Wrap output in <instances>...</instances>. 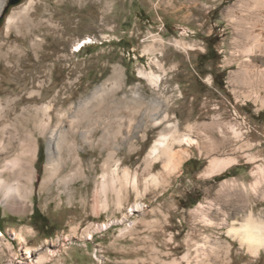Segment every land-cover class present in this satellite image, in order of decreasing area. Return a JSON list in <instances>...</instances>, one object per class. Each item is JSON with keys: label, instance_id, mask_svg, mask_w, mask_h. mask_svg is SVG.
<instances>
[{"label": "rangeland", "instance_id": "374dc122", "mask_svg": "<svg viewBox=\"0 0 264 264\" xmlns=\"http://www.w3.org/2000/svg\"><path fill=\"white\" fill-rule=\"evenodd\" d=\"M9 2L0 180L29 206L0 187V264H264L229 234L264 222V0Z\"/></svg>", "mask_w": 264, "mask_h": 264}, {"label": "bare ground", "instance_id": "6f19581e", "mask_svg": "<svg viewBox=\"0 0 264 264\" xmlns=\"http://www.w3.org/2000/svg\"><path fill=\"white\" fill-rule=\"evenodd\" d=\"M5 1L6 0H4L3 3H0V13L2 12L4 5L6 4ZM2 16H0V19L2 18ZM6 17L7 16H4V18L2 19L0 24L7 26L8 18H6ZM85 43H87V41L82 42V44H80V45H84ZM165 118L166 117H164V119ZM67 137H69L67 130L64 131V130H61V129L59 130V129L55 128L50 132L49 139H48V149H47V156H48L47 165L48 166L58 167L59 161L61 160V157H62V155H61L62 149L65 148V150L69 152V155L71 154L73 146L70 143L67 144ZM174 140H176V139H174ZM176 141H178V143H181V144L184 143L186 145H189L191 143L190 140L188 138H185V137H182L180 140H176ZM158 142H159L158 143L159 145H166L164 148H162L160 155H165L167 157V168H170L172 171H178L179 165L181 163V161H180L181 159L175 158L173 156V154L171 153V146H170L171 144L167 145L166 140H164V139L161 141H158ZM157 150H158V147L155 146L154 149L152 150V152H156ZM183 154L185 157L189 156L187 152L183 153ZM157 155H158V153H157ZM108 160H110V159H108ZM222 162L223 163L219 164V162H217V161H214V160L211 161L210 170H208L207 175H210V173L213 174L218 169L222 170V168H225V167L231 165L233 163V160L222 161ZM109 163L110 162H108V164ZM109 165H107V166H109ZM105 167H106V165H105ZM104 185H105V183L101 184L102 190L105 189ZM1 186L4 190L2 193V196H3L2 204H3V206L5 208L9 209L12 213H14L16 215L23 214L25 209L27 208V206H29V201H28V195L29 194L24 195V197L22 199H20L18 202H16L15 201V199H16L15 194H14V192H12L14 189H12L9 186L6 187L2 180H0V187ZM134 208L140 209L142 207L140 205H134ZM244 219L245 220L239 225L238 228L232 227L229 231V234H231L233 236V239H237L239 241V243H241L242 245L243 244L247 245V247L249 249L260 248L261 246L264 245V222L255 220L254 217L250 213ZM26 254H29V253L27 252ZM28 257L30 258V256H28ZM39 259L40 258H38V261H39Z\"/></svg>", "mask_w": 264, "mask_h": 264}, {"label": "water", "instance_id": "95a60500", "mask_svg": "<svg viewBox=\"0 0 264 264\" xmlns=\"http://www.w3.org/2000/svg\"><path fill=\"white\" fill-rule=\"evenodd\" d=\"M21 0H10L9 7L18 4Z\"/></svg>", "mask_w": 264, "mask_h": 264}, {"label": "trees", "instance_id": "16d2710c", "mask_svg": "<svg viewBox=\"0 0 264 264\" xmlns=\"http://www.w3.org/2000/svg\"><path fill=\"white\" fill-rule=\"evenodd\" d=\"M35 213H36V212H35ZM35 213H34V214H35ZM34 214H33V215H34Z\"/></svg>", "mask_w": 264, "mask_h": 264}]
</instances>
